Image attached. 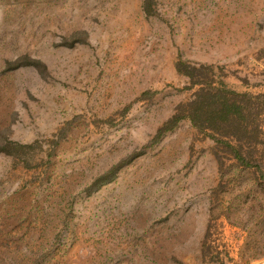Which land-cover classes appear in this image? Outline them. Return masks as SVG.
I'll use <instances>...</instances> for the list:
<instances>
[{
	"label": "rangeland",
	"instance_id": "rangeland-1",
	"mask_svg": "<svg viewBox=\"0 0 264 264\" xmlns=\"http://www.w3.org/2000/svg\"><path fill=\"white\" fill-rule=\"evenodd\" d=\"M144 5L0 0V264H264V106L141 151L209 83L264 94V0Z\"/></svg>",
	"mask_w": 264,
	"mask_h": 264
},
{
	"label": "trees",
	"instance_id": "trees-1",
	"mask_svg": "<svg viewBox=\"0 0 264 264\" xmlns=\"http://www.w3.org/2000/svg\"><path fill=\"white\" fill-rule=\"evenodd\" d=\"M151 0H145V10L148 11L147 4ZM147 6V7H146ZM27 60L26 65H39L37 60H33L29 57H25ZM21 64L20 62H8L9 68H17ZM205 66L197 65V64H189L185 61H179L177 63V70L179 73L187 75L191 79V84L188 86L189 89L193 88L196 85L201 84L199 80H197V76L203 73L202 68ZM213 68L212 66H210ZM210 85V88L206 90L201 87L198 91L195 92L193 98L186 105H181L179 110L169 118L162 127H160L152 139L151 142L147 143L142 147L141 151H145L150 147L156 145L161 139L171 131L178 123L184 119L189 118L190 121L195 126H205L211 128L212 130L216 129V124L219 122L229 123L234 126L235 130L240 129V124L242 118H244L242 114V101L240 97H248L250 100H257L256 103H252L253 107H261L264 106V94H250V93H240L237 92L227 86L225 82H221V86L215 88L213 85ZM264 109V108H262ZM257 114H261V111H258ZM218 134V131H214ZM215 138V136H214ZM57 143V142H56ZM2 150L9 154H14V148H24L28 147L26 145H21L14 142H8L4 146H1ZM240 158V155H238ZM114 171V170H113ZM112 171V172H113Z\"/></svg>",
	"mask_w": 264,
	"mask_h": 264
},
{
	"label": "crops",
	"instance_id": "crops-1",
	"mask_svg": "<svg viewBox=\"0 0 264 264\" xmlns=\"http://www.w3.org/2000/svg\"><path fill=\"white\" fill-rule=\"evenodd\" d=\"M257 91H258V92H262L261 89H259V88L257 89Z\"/></svg>",
	"mask_w": 264,
	"mask_h": 264
}]
</instances>
